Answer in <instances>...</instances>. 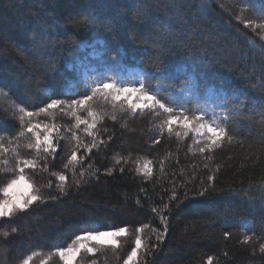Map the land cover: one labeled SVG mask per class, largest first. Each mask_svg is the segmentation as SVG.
I'll use <instances>...</instances> for the list:
<instances>
[{"label":"trees","instance_id":"trees-1","mask_svg":"<svg viewBox=\"0 0 264 264\" xmlns=\"http://www.w3.org/2000/svg\"><path fill=\"white\" fill-rule=\"evenodd\" d=\"M246 4L0 0V135L6 137L5 147L21 127L13 111L38 112L50 98L68 100L87 91L70 66L80 56L81 44L98 39L108 63L121 60L139 67L153 90L179 92L188 73H174L185 66L199 90L211 83L224 91L228 119L222 126L232 136L214 152L200 153L203 145L196 144L192 133L177 137L175 132L182 130L175 128L161 134L159 120L147 111L133 115L117 108L113 118L112 105L100 99L94 104V110L104 113L93 129L96 147L86 152L84 145L93 138L85 126L74 129L83 159L73 171L64 166L77 142L64 129L74 125V118L59 111L32 117L33 122L59 125L62 137L54 156L20 149L23 158L38 160L39 167L26 174L45 200L26 214L0 220V232H9V237L0 235V264H21L33 251L40 255L31 264H40L81 230L127 227L129 235L120 238L118 248L78 257V264H124L135 229L145 224L149 227L142 237L150 254L141 250L139 264H208L210 256L211 264H264V8L245 11L241 7ZM5 158L9 164H0V187L13 176L7 170L15 163L11 151L0 156ZM146 164L152 169L147 177ZM60 173L67 177L63 196L55 175ZM164 205L168 209L161 212ZM161 215L167 217V231L157 241L165 229ZM245 236L251 237L247 243ZM51 264L60 262L54 258Z\"/></svg>","mask_w":264,"mask_h":264},{"label":"snow or ice","instance_id":"snow-or-ice-1","mask_svg":"<svg viewBox=\"0 0 264 264\" xmlns=\"http://www.w3.org/2000/svg\"><path fill=\"white\" fill-rule=\"evenodd\" d=\"M248 26L249 24L246 23L245 27ZM184 83L190 84L192 81L185 80ZM181 91H183V88H181ZM74 95L78 98L68 100L50 98L49 102L41 107L38 112L26 111L23 107L13 111L12 114L19 120L21 127L17 134L7 141L10 147L4 146L6 137L0 135V156H4L11 151L15 162L13 168L7 169L13 172L12 178L5 186L0 187V193L3 195V198H0V220L15 218L18 214H26L33 205L43 203L45 200V197L40 193V189L35 187L26 174L27 169L35 171L39 167L38 160L23 158L20 149L35 150L38 157L41 152L45 155L54 156L57 152V139L62 137V132L61 127L55 123L33 122L32 117L34 116L49 115L59 111L74 118V125L71 128L64 129V131L71 132L72 140L77 142L64 166L66 169L71 167L73 171H75V165L83 159L78 157L81 141L74 129L85 126L84 132L93 138L92 144L84 145L86 152H90L92 148L96 147L93 129H95L97 121L104 118L103 112L94 110V104L100 99L112 105L113 118H115L114 113L117 108L121 112H130L133 115L137 112L147 111L159 120L157 127L161 134L165 130L172 134L175 128H179L182 133L176 131L177 137H180L181 134L187 137L190 133L200 137L201 139L195 141L197 145H203L198 148L200 153H212L222 147L225 140H232V136L226 127L218 123L216 118H208L206 104L195 102L192 107H188V101L177 103L170 92H162L160 89L153 90L144 77L133 81L116 76H100L88 85L86 92L75 93ZM4 111L7 112L8 109ZM82 112L87 114L86 117L80 115ZM25 117L29 118L27 122H25ZM224 119L227 120L228 116H225ZM155 142L158 143V141ZM100 143H103V141H100ZM0 164L8 165L9 160L6 158L0 159ZM0 171H4V169H0ZM143 171L146 177L152 174V169L147 164L144 166ZM80 174L82 176L83 172ZM55 175L58 181V191L63 196L67 189V177L63 173ZM213 179V176L208 177L209 181ZM21 184L25 186L22 194L18 192V186ZM50 186L51 182H49ZM207 191L208 189L205 188L203 191L198 192V195L202 197ZM51 199L55 200L56 197H51ZM172 199L175 200L176 196L173 195ZM166 209H168V205H164L161 212ZM152 211L155 213L157 209L153 208ZM160 219L165 224V229L164 232H158L157 241L163 240L167 231V217L161 215ZM148 227L149 225L145 224L143 227L135 229L134 246L124 259V264H139L138 254L141 250L145 254H150L142 237L143 229ZM17 231L18 229L15 227L11 229L12 233ZM153 231L157 230L153 229ZM0 235L9 237V232L3 231L0 232ZM127 235H129L127 227L108 230L95 228L81 230L80 234L76 235L66 247H55L45 259L41 260L40 264H51L54 258H58L60 264H78V257L82 253L94 255L100 248L111 247L116 249L119 247L120 238ZM224 235L227 237L229 234L226 232ZM249 240H251V237H244L245 243ZM260 251L264 253V244L260 245ZM38 255L40 253L33 251L21 261V264H31L33 258ZM212 260L213 257H208V264H211Z\"/></svg>","mask_w":264,"mask_h":264},{"label":"rangeland","instance_id":"rangeland-1","mask_svg":"<svg viewBox=\"0 0 264 264\" xmlns=\"http://www.w3.org/2000/svg\"><path fill=\"white\" fill-rule=\"evenodd\" d=\"M244 1L245 3H247L245 5L246 8H241L245 11H248V9H250L251 7L264 8V0ZM200 9L204 11L206 9V5H201ZM252 43L253 42H250L249 45L252 46V48H254L257 52H260L259 48ZM79 51L80 56L76 58L75 62L70 66V69L73 70L75 74L80 78L81 85L84 90H88V85L95 78H99L100 76H116L133 81H137L141 77H144V72L137 66L127 65L121 60L114 64L108 63L106 58L103 56V43L100 39L95 40L91 43L81 44L79 46ZM159 53L161 52L159 51ZM177 74H187L186 67H179V69L175 71L174 75ZM193 75L194 74L189 71L187 74V80L192 81V83H186L182 87L183 91L180 90L172 96L175 97L177 103L188 101V107H192L193 103L195 102L206 104L208 118L214 117L217 119L218 123L222 124L226 121L224 119V117L226 116V105L224 103L226 93L220 89L214 88L212 84L205 85L202 90H199V84L194 79ZM197 139L201 138L198 137ZM24 189L25 186L23 184L18 186V192L20 194L23 193Z\"/></svg>","mask_w":264,"mask_h":264},{"label":"bare ground","instance_id":"bare-ground-1","mask_svg":"<svg viewBox=\"0 0 264 264\" xmlns=\"http://www.w3.org/2000/svg\"><path fill=\"white\" fill-rule=\"evenodd\" d=\"M180 67H181V66H180ZM188 72H189V71H187V73H188ZM191 72H192V71H191ZM192 73H193V72H192ZM208 84H211V83H207V84H205V85H208ZM205 85H204V86H205Z\"/></svg>","mask_w":264,"mask_h":264}]
</instances>
